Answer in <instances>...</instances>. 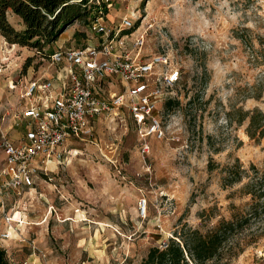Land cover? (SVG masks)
Returning a JSON list of instances; mask_svg holds the SVG:
<instances>
[{
    "label": "rangeland",
    "instance_id": "374dc122",
    "mask_svg": "<svg viewBox=\"0 0 264 264\" xmlns=\"http://www.w3.org/2000/svg\"><path fill=\"white\" fill-rule=\"evenodd\" d=\"M93 2L105 5L97 16L106 27L126 16L129 32L144 34L143 58L166 53L178 70L177 85L155 110L166 134L148 137L141 154L135 124L121 108L98 121L90 139L72 143L33 189L16 196L0 180L6 264H139L152 247L191 248L197 236L211 235L212 258L187 264H264V212L250 211L241 191L247 178L224 185L226 166L237 163L247 175L251 166L264 167V141L244 131V114L253 110L264 125V0ZM92 17L74 21L41 49L0 37V106L14 103L17 87L8 88L38 71L43 53L94 43L86 29ZM6 18L22 28L13 14ZM130 42L125 35V46ZM232 215L246 220L224 240L218 226Z\"/></svg>",
    "mask_w": 264,
    "mask_h": 264
},
{
    "label": "built area",
    "instance_id": "2783aa9c",
    "mask_svg": "<svg viewBox=\"0 0 264 264\" xmlns=\"http://www.w3.org/2000/svg\"><path fill=\"white\" fill-rule=\"evenodd\" d=\"M102 18L87 19L94 43L57 48L39 59L34 75L8 88L17 87V95L0 108L2 189L16 196L33 189L63 162L72 143L90 139L96 123L121 108L135 124L141 154L148 153V137L164 139L156 105L177 85L178 70L166 53L140 55L144 34L121 35L132 27L126 16L108 27ZM138 207L142 212L145 202Z\"/></svg>",
    "mask_w": 264,
    "mask_h": 264
},
{
    "label": "trees",
    "instance_id": "16d2710c",
    "mask_svg": "<svg viewBox=\"0 0 264 264\" xmlns=\"http://www.w3.org/2000/svg\"><path fill=\"white\" fill-rule=\"evenodd\" d=\"M94 0H0V37L10 45L41 49L54 43L58 36L74 21L84 18L93 12L97 17L98 11L106 12L105 5H95ZM99 1V0H98ZM101 1V0H100ZM16 16L22 28L16 31L8 23L6 14ZM129 31L121 32V35ZM48 54V53H46ZM43 53V56L46 55ZM247 119L245 134L249 139L264 141L263 115L258 110L245 113ZM250 174L245 172L237 163L224 168V185L232 186L247 178L241 191L249 197L250 211L264 212V167L262 171L250 167ZM253 214V213H252ZM246 218L232 215L229 220L222 221L218 227L225 234L233 230L238 223ZM214 236L217 232L214 231ZM197 236V235H196ZM212 235L197 236L191 248L184 243L170 242L162 249L152 247L139 264H187L186 258L194 262H204L214 255ZM187 257H185V255ZM0 264H6L3 251H0Z\"/></svg>",
    "mask_w": 264,
    "mask_h": 264
},
{
    "label": "crops",
    "instance_id": "0c3cea01",
    "mask_svg": "<svg viewBox=\"0 0 264 264\" xmlns=\"http://www.w3.org/2000/svg\"><path fill=\"white\" fill-rule=\"evenodd\" d=\"M8 13H10V12H8ZM10 14H12V13H10ZM8 101V100H7ZM5 103V102H4ZM0 108H1V106H0ZM12 134V133H11ZM12 138L14 139V138H16V133L15 134H12ZM2 159H3V156H2Z\"/></svg>",
    "mask_w": 264,
    "mask_h": 264
},
{
    "label": "bare ground",
    "instance_id": "6f19581e",
    "mask_svg": "<svg viewBox=\"0 0 264 264\" xmlns=\"http://www.w3.org/2000/svg\"><path fill=\"white\" fill-rule=\"evenodd\" d=\"M125 39V38H124Z\"/></svg>",
    "mask_w": 264,
    "mask_h": 264
}]
</instances>
